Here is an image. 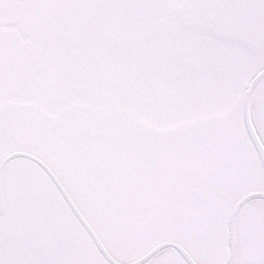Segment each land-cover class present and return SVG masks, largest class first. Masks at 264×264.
Segmentation results:
<instances>
[{
	"label": "snow or ice",
	"instance_id": "snow-or-ice-1",
	"mask_svg": "<svg viewBox=\"0 0 264 264\" xmlns=\"http://www.w3.org/2000/svg\"><path fill=\"white\" fill-rule=\"evenodd\" d=\"M0 264H264V0H0Z\"/></svg>",
	"mask_w": 264,
	"mask_h": 264
}]
</instances>
